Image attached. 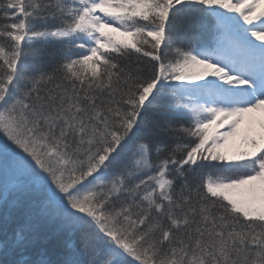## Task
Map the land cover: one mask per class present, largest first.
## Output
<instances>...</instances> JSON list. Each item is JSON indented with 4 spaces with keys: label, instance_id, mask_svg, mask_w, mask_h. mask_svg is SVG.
<instances>
[{
    "label": "snow or ice",
    "instance_id": "1",
    "mask_svg": "<svg viewBox=\"0 0 264 264\" xmlns=\"http://www.w3.org/2000/svg\"><path fill=\"white\" fill-rule=\"evenodd\" d=\"M0 264H264V0H0Z\"/></svg>",
    "mask_w": 264,
    "mask_h": 264
}]
</instances>
